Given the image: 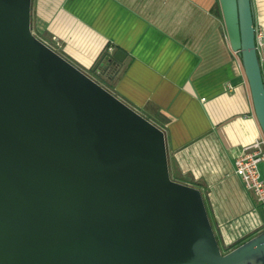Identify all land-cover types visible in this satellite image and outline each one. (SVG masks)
I'll return each mask as SVG.
<instances>
[{"label":"water","instance_id":"water-1","mask_svg":"<svg viewBox=\"0 0 264 264\" xmlns=\"http://www.w3.org/2000/svg\"><path fill=\"white\" fill-rule=\"evenodd\" d=\"M219 3L264 136L252 2ZM32 8L0 0V264H264V230L222 251L164 129L33 33Z\"/></svg>","mask_w":264,"mask_h":264},{"label":"crops","instance_id":"crops-1","mask_svg":"<svg viewBox=\"0 0 264 264\" xmlns=\"http://www.w3.org/2000/svg\"><path fill=\"white\" fill-rule=\"evenodd\" d=\"M219 1L33 0L32 30L57 36L63 55L164 129L172 177L202 190L219 242L233 248L264 230V204L233 168L263 133ZM251 2L264 33V0ZM118 49L120 68L99 73Z\"/></svg>","mask_w":264,"mask_h":264},{"label":"built area","instance_id":"built-area-1","mask_svg":"<svg viewBox=\"0 0 264 264\" xmlns=\"http://www.w3.org/2000/svg\"><path fill=\"white\" fill-rule=\"evenodd\" d=\"M43 40L61 52V43L57 36ZM255 40L260 62L264 63V33L261 29H256ZM233 163L234 173L241 178L245 189L252 193L257 202L264 204V136L244 146Z\"/></svg>","mask_w":264,"mask_h":264},{"label":"rangeland","instance_id":"rangeland-1","mask_svg":"<svg viewBox=\"0 0 264 264\" xmlns=\"http://www.w3.org/2000/svg\"><path fill=\"white\" fill-rule=\"evenodd\" d=\"M205 203L207 204V202H206V196H205ZM259 204H261V203H259ZM207 206V205H206ZM208 212L210 213V211H209V209H208ZM249 239V238H248ZM220 245H221V243H220ZM239 244H237V245H234V247H236V246H238ZM221 248H222V251H226L227 249L223 246V245H221Z\"/></svg>","mask_w":264,"mask_h":264},{"label":"trees","instance_id":"trees-1","mask_svg":"<svg viewBox=\"0 0 264 264\" xmlns=\"http://www.w3.org/2000/svg\"><path fill=\"white\" fill-rule=\"evenodd\" d=\"M174 178V177H173ZM175 179V178H174ZM176 180V179H175ZM217 238L219 239L218 235H217Z\"/></svg>","mask_w":264,"mask_h":264}]
</instances>
